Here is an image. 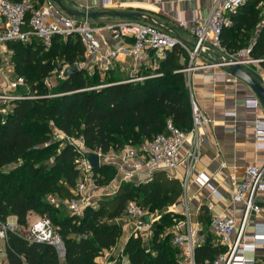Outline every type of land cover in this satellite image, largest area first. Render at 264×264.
I'll return each instance as SVG.
<instances>
[{
	"label": "trees",
	"instance_id": "1",
	"mask_svg": "<svg viewBox=\"0 0 264 264\" xmlns=\"http://www.w3.org/2000/svg\"><path fill=\"white\" fill-rule=\"evenodd\" d=\"M233 24L221 35L227 59L255 41L254 59H264V0H249L231 15ZM14 74L24 76L30 92L39 96L13 102L0 113V222L10 216L28 227L31 212L52 220L65 244V257L47 243L29 242L10 232L7 255L10 264H99L97 258L114 247L123 235L120 219L130 200L150 212L160 211L149 240L131 235L125 253L131 264H179V249L172 244L171 227L181 214L166 212L184 194L178 178L157 171L145 182L124 181L111 197L87 205L82 215L71 214L48 199L71 200L80 171L76 144L51 137L52 125L69 137L80 139L88 151L108 153L126 145L139 146L145 139L164 133L167 120L184 131L192 128V103L187 74L190 55L181 45L166 50L156 73L140 82H124L113 71L103 76L72 70L52 89L46 79L66 64L84 60L85 47L78 36L54 37L47 48L39 39L29 43L10 41ZM264 67V62L262 63ZM151 69L143 70L150 74ZM100 86L99 88H93ZM93 88V89H88ZM87 155V154H86ZM98 186L109 185L116 169L109 164L93 167ZM211 216L203 204L199 212L204 242L196 248V261L204 264L224 251L210 230Z\"/></svg>",
	"mask_w": 264,
	"mask_h": 264
},
{
	"label": "built area",
	"instance_id": "2",
	"mask_svg": "<svg viewBox=\"0 0 264 264\" xmlns=\"http://www.w3.org/2000/svg\"><path fill=\"white\" fill-rule=\"evenodd\" d=\"M101 1L104 9H112L116 6L114 0ZM248 1L213 0L209 17L192 29L196 41L191 47L153 19L150 21L124 20L102 27H93L91 18L87 15L88 10L85 15L76 16L64 12L57 2L50 0H47L44 5L37 4V0H0V60L7 52L12 53L7 48V43L10 41L29 43L33 38H37L49 48L54 37L66 39L69 36H78L85 47L84 60L76 63L78 70L88 69L90 74L98 72L106 76L112 71L118 55L126 52L135 59L136 65L130 78L124 82H140L160 75L156 73V69L165 51L172 49L175 45H181L190 55L188 67L183 69L188 76L190 86V72L199 55L213 48L224 51L220 40L222 32L233 24L231 15ZM180 25L187 27L186 22L180 21ZM103 30L109 31L115 41L128 43L129 46L114 48L103 39L101 35ZM254 42L252 41L248 47L240 50L231 59L243 66L254 65L256 70L260 71L259 76L264 82L262 66L264 59L251 57ZM226 59L224 57V62ZM67 68L68 66L64 64L56 70L58 79L68 77ZM144 69L152 71L150 74H144ZM50 79V77L46 79L48 86L51 84ZM190 93L192 128L189 131L182 130L174 124L172 119H168L166 132L145 139L139 146L126 145L119 151L111 150L105 154L95 151L99 153L101 163L112 165L117 169L115 179L120 185L124 181L145 182L157 171H165L169 177L180 179L184 194L178 203L183 206V211L178 213L173 206L166 209V212L181 214L180 217L174 218V225L170 229L173 235L172 244L179 249V264H198L196 248L204 242V236L192 224L191 211L185 195L190 184L192 169L202 158L200 130L213 122L211 117L199 107L191 90ZM38 97L30 92L26 78L15 75L14 70L7 76L6 83L0 76V113H8L14 101ZM260 106L262 103L256 93L247 96V108L258 109ZM255 128L258 141L264 142V120L257 121ZM70 142L76 144L77 150L82 153L77 159V169L80 171L74 190L77 197L68 200L49 196L48 199L56 206H65L71 214L82 215L87 205L94 204L91 203L87 190L98 184L93 167L86 157L89 151L85 149L84 142L80 139L70 140ZM189 143H191L190 146ZM181 166L186 168L184 173L180 172ZM195 182L205 186L209 183V179L200 174ZM212 197V200L206 204L211 216L210 230L215 235V243L225 249L214 260H208L204 264H264V258L249 255L250 252L257 253L259 249L264 251V161L259 165L246 167L243 178L232 182L230 201L233 208L241 205L242 215L239 218L217 212L216 202L223 199V195L218 190L212 189ZM124 215L127 219L133 220L138 232L143 231L142 228H144L145 233L148 234H152L153 222L161 217L153 216L152 212L134 200L128 202ZM254 215L262 217V221L255 224L254 232H250L249 228ZM10 232L23 236L29 242L53 245L59 258L65 257L64 241L48 217H41L28 227H22L18 223L0 222V237L8 241Z\"/></svg>",
	"mask_w": 264,
	"mask_h": 264
},
{
	"label": "crops",
	"instance_id": "3",
	"mask_svg": "<svg viewBox=\"0 0 264 264\" xmlns=\"http://www.w3.org/2000/svg\"><path fill=\"white\" fill-rule=\"evenodd\" d=\"M46 1L37 0V4L44 5ZM50 1L56 2V0ZM114 2L115 8L104 9L101 0H63L67 7L81 13L87 10L89 13L106 11L113 13L91 18L93 27H102L124 20L150 21L153 19L191 47L196 41L192 29L209 17L213 4V0H114ZM115 13H125L127 16L121 17ZM180 21L186 22L187 27L180 25ZM263 24L264 21L260 28ZM101 35L114 48L129 46L128 43L112 39L107 30L101 31ZM224 57L226 56L223 51L217 48L201 53L190 72V90L194 99L213 120L210 126L200 130L202 158L192 169L190 184L185 195L191 211L192 224L199 230L203 229L202 224H199L200 208L212 200V189L218 190L223 195V199L216 202L217 212L235 215L237 218L242 215L241 205L233 208L230 201L232 182L243 178L246 167L259 165L264 161V142L258 141L255 128L257 121L264 120V106L262 104L258 109L246 107L247 96L255 93L243 80L230 75L229 65L224 62ZM135 65V59L132 56L126 52L120 53L112 71L124 81L130 78ZM243 67L264 86L259 76L260 71L256 70L254 65ZM219 74L226 76L220 77ZM0 75H2L1 71ZM184 157L183 153L182 158ZM185 169L181 166L180 172L184 173ZM200 174L209 179L207 185L200 186L195 182ZM113 182L116 183V187L110 186ZM119 186V181L115 179L109 185L90 187L87 195L91 198V203H97L103 195L115 194ZM173 209L181 213L183 206L177 203ZM40 218L41 216L31 212L28 216V226ZM260 221L262 217L253 216L250 232H254L255 224ZM8 223L17 224V217L10 216ZM131 223L122 225L124 235L114 247L104 251L97 258L99 264H131L129 255L125 253V246L130 236L138 232L134 222L131 221ZM143 232L145 234L144 230ZM7 248V241L1 238L0 264H10ZM249 255L261 259L264 258V251L259 249L257 253L250 252Z\"/></svg>",
	"mask_w": 264,
	"mask_h": 264
},
{
	"label": "water",
	"instance_id": "4",
	"mask_svg": "<svg viewBox=\"0 0 264 264\" xmlns=\"http://www.w3.org/2000/svg\"><path fill=\"white\" fill-rule=\"evenodd\" d=\"M56 2L63 10H65L70 15H76V16L85 15V13H81L80 11L73 10L67 7L63 3V0H56ZM112 14L113 13H111L110 11H106V12H90L87 15L90 18H96L99 16L112 15ZM115 15L121 16V17L127 16V14L125 13H115ZM225 63L229 65L230 74L232 76H235L243 80L245 83H247L252 88V90L256 93V95L260 98L261 103L264 106V86L262 85V83L259 80H257L255 77H253L247 70H245L243 65H241L239 62H236V60L226 59ZM72 70H78L77 65H74L71 68L68 67L67 73H69ZM86 157L89 160L92 167H97L103 164L101 163L99 153L95 151H89Z\"/></svg>",
	"mask_w": 264,
	"mask_h": 264
},
{
	"label": "rangeland",
	"instance_id": "5",
	"mask_svg": "<svg viewBox=\"0 0 264 264\" xmlns=\"http://www.w3.org/2000/svg\"><path fill=\"white\" fill-rule=\"evenodd\" d=\"M12 54L13 53H9V52H7L6 54H4L3 55V57H1V60H0V71H1V74L2 75H0L1 76V78H2V80L6 83V78H7V76L8 75H11L12 73H13V70H12V68H13V65H12V63H11V56H12ZM58 62H59V65H61L62 66V62L60 61V60H58ZM114 66H115V62H114V65H113V68H114ZM57 69H60V67L59 68H57ZM56 69V70H57ZM55 70V74H52L51 76H50V85H49V88L50 89H52L54 86H56V85H58V72ZM88 70V69H87ZM89 75H93L92 73L90 74L89 72H87ZM104 76V75H103ZM102 75H101V78L103 79L104 77H103ZM5 78V79H4ZM51 137L54 139V140H58V141H61V146H63V144L67 141H70V140H73V141H76L77 139L76 138H74V137H69V136H67V135H65L64 133H62V132H60V131H58L57 129H56V127L54 126V125H52V132H51ZM116 169V168H115ZM116 172H117V169H116ZM116 176H117V174H116ZM116 182V181H115ZM115 182H113L110 186H114V187H116L117 185H116V183ZM112 195H114V194H109V195H103L102 196V198L103 197H111ZM152 215L153 216H155V217H158V216H160L161 214H160V211H155V212H153L152 213ZM123 220H126V221H123ZM120 223L122 224V225H125V223L126 224H128V223H130V224H132L131 223V221L133 222V220H130L129 218L127 219V217L125 216V215H123V218H121L120 220ZM136 224V223H135ZM129 225V224H128ZM134 227H136L135 225H134ZM144 231H146V229H144V228H142ZM143 234H142V233ZM139 231V232H135L133 235H136V236H141L143 239H147V240H149L150 239V237H151V235L152 234H148L147 232L144 234V232L143 231ZM124 235V234H123ZM1 239V238H0ZM146 241V240H145Z\"/></svg>",
	"mask_w": 264,
	"mask_h": 264
}]
</instances>
